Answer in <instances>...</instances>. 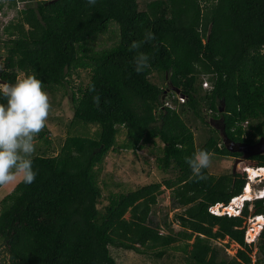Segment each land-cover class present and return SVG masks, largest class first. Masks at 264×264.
Here are the masks:
<instances>
[{
  "label": "trees",
  "instance_id": "16d2710c",
  "mask_svg": "<svg viewBox=\"0 0 264 264\" xmlns=\"http://www.w3.org/2000/svg\"><path fill=\"white\" fill-rule=\"evenodd\" d=\"M18 3L0 1L3 16L15 13L0 22V82L33 73L51 94L70 88L73 117L57 153L42 128L35 181H20L0 202V264H118L111 248L169 261V249L181 251L185 264H264V228L255 243L245 241L264 198L239 217L211 214L241 195L247 179L208 168L200 179L185 161L200 149L238 159L229 146L264 139V0H150L143 9L138 0ZM133 41L140 46L130 50ZM139 52L150 66L137 73ZM195 120L214 132L199 146ZM144 150L160 179L133 188L101 181L110 153ZM245 163L264 166V154ZM163 188L178 210L165 234L155 220ZM225 239L239 249L219 260L215 243Z\"/></svg>",
  "mask_w": 264,
  "mask_h": 264
},
{
  "label": "rangeland",
  "instance_id": "374dc122",
  "mask_svg": "<svg viewBox=\"0 0 264 264\" xmlns=\"http://www.w3.org/2000/svg\"><path fill=\"white\" fill-rule=\"evenodd\" d=\"M1 1V0H0ZM10 0H4L5 5H8ZM23 1V2H22ZM30 0H19L18 8H23L25 4H27ZM140 3V8L143 9L146 1L150 0H138ZM6 10V7L4 8ZM14 12L7 13L5 20H10L14 16ZM22 76V75H21ZM85 77L83 76V79ZM157 82L156 80H154ZM207 91V90H206ZM49 100H50V112L46 121V129L49 133H47V137L52 142V146L50 150L53 149L58 151L59 147L64 142L67 131L68 124L73 117V105L71 102V90L67 88L66 90L60 89L59 91L51 94L49 92ZM207 111V110H206ZM204 112V111H203ZM204 112L203 115L207 117V123H209V129H217V125L213 122L212 116L210 119V115H206ZM190 116H194L190 113ZM195 125H193V130L196 135V145H202L205 143V139H207L210 135H214V132L209 130L205 124H203L200 120H195ZM205 129V130H203ZM219 140V136L216 135ZM35 149L37 146H41L42 142L39 140L38 135H36L34 139ZM37 151V150H36ZM35 151V153H36ZM153 158L149 157L147 151H141L138 155H134L132 153L126 154H114L110 153L105 161L104 170L102 173L101 181L105 182L109 185L119 183L124 186V188H133L137 185L147 184L152 180L160 179V175L158 171H156L153 167ZM245 159L244 157H240L239 159L235 158H220L211 156L210 165L208 170L210 173L220 176L224 174H229L234 171V166L237 160ZM252 163V162H251ZM255 163V162H253ZM248 163H244L243 161L237 164L236 172H242V168L245 167ZM112 180V181H111ZM21 180H17L14 183L4 185L0 189V202L1 200L9 195L16 185ZM109 181V182H108ZM253 193L248 197L250 199V208H252L253 200L261 198L259 195L260 187L256 184L252 187ZM157 206L155 207V220L162 226V233H167L165 229V223H171L174 220L175 214L178 212L177 209L173 206V199H171L170 191L162 190L160 196L157 197ZM180 212V211H179ZM129 215H127L128 217ZM252 219V218H251ZM251 219L247 220L248 228L256 226L255 222H252ZM259 224H263V220H258ZM174 231H178L179 227L176 224L172 225ZM258 236V235H257ZM193 241H191L192 243ZM215 245L220 250V259H231L237 253L239 246L229 241V239H225L224 241H218ZM214 245V246H215ZM155 250H159L155 249ZM256 249L252 254L253 260H256ZM156 252V251H154ZM171 255H174V258H164V259H154L148 258L147 255H140L135 252L125 251L117 248H111V253L113 257L116 259L118 264H185L183 253L181 251L171 250L167 251ZM151 256V255H150ZM172 262V263H171Z\"/></svg>",
  "mask_w": 264,
  "mask_h": 264
},
{
  "label": "clouds",
  "instance_id": "9594fccd",
  "mask_svg": "<svg viewBox=\"0 0 264 264\" xmlns=\"http://www.w3.org/2000/svg\"><path fill=\"white\" fill-rule=\"evenodd\" d=\"M96 3L97 0H88L90 6H94ZM150 39H152V36L149 33L146 40ZM139 46V42L133 41L130 45V50L137 49ZM134 64L137 73L144 71L150 66L148 55L143 52L137 53L134 57ZM210 86L209 83L208 87L204 86L205 90L208 91ZM210 90H212V87ZM171 96L167 97L170 101L177 97L180 103L186 102V98L183 95L177 94L175 96L171 94ZM94 100L99 103V97H94ZM50 107L48 93L44 89L42 81L33 73H26L18 77L11 85L0 86V186L14 183L18 179L24 184H32L35 181L38 172L33 167L32 159L35 153L34 139L44 128ZM246 159L248 160V158ZM185 161L191 169L192 175L203 179L202 172L209 167L211 155L207 150L200 149L191 156L185 157ZM242 161L245 163V159H242ZM253 167L264 168V166L247 165L239 173L245 175L246 184H250L251 187L257 184L260 187L264 182V177L261 178V181H258L260 177L250 179L246 170H244L245 168ZM259 191L261 192L259 195L262 194V196L258 199H263L264 186L260 187ZM250 192L248 197L253 193V191ZM249 201L250 199L245 201L241 208V215L246 204H251Z\"/></svg>",
  "mask_w": 264,
  "mask_h": 264
},
{
  "label": "built area",
  "instance_id": "2783aa9c",
  "mask_svg": "<svg viewBox=\"0 0 264 264\" xmlns=\"http://www.w3.org/2000/svg\"><path fill=\"white\" fill-rule=\"evenodd\" d=\"M5 19L6 17L3 16L2 12H0V22L4 24L7 23V20ZM204 86L208 87V83H204ZM244 170H246L248 177L250 179H253L255 177H260L258 181H261V178L264 177V168L262 167L245 168ZM250 191H253L251 185L246 184L244 188V192L241 195L232 198L230 203L227 205L216 204L214 207L210 209V213L216 216H228V217L241 216V208L245 204V201L249 199L248 195L251 193ZM259 193L261 192L259 191ZM249 218L250 219L252 218L251 221L255 222L256 226L248 228L247 225L245 241L248 244H252L256 242L257 235H259L260 231L263 229L264 223L261 225L258 223V220L264 221V216H250Z\"/></svg>",
  "mask_w": 264,
  "mask_h": 264
},
{
  "label": "water",
  "instance_id": "95a60500",
  "mask_svg": "<svg viewBox=\"0 0 264 264\" xmlns=\"http://www.w3.org/2000/svg\"><path fill=\"white\" fill-rule=\"evenodd\" d=\"M4 85H11L9 83H6V82H3L1 81L0 82V86H4ZM164 99V98H163ZM230 147V151L231 152H240V151H245L246 149L248 151H250L249 154H245L244 155V158H250L252 156H257V155H263L264 154V139L263 140H260L259 143L253 145V146H243V145H235V144H232ZM239 161L241 162L242 160H237L236 163H235V166H234V172H236V167H237V164H239Z\"/></svg>",
  "mask_w": 264,
  "mask_h": 264
},
{
  "label": "flooded vegetation",
  "instance_id": "af4514ba",
  "mask_svg": "<svg viewBox=\"0 0 264 264\" xmlns=\"http://www.w3.org/2000/svg\"><path fill=\"white\" fill-rule=\"evenodd\" d=\"M250 151H248L247 149L245 151H240L239 154L241 155L240 157H244L245 154H249Z\"/></svg>",
  "mask_w": 264,
  "mask_h": 264
},
{
  "label": "bare ground",
  "instance_id": "6f19581e",
  "mask_svg": "<svg viewBox=\"0 0 264 264\" xmlns=\"http://www.w3.org/2000/svg\"><path fill=\"white\" fill-rule=\"evenodd\" d=\"M250 197V196H249Z\"/></svg>",
  "mask_w": 264,
  "mask_h": 264
}]
</instances>
